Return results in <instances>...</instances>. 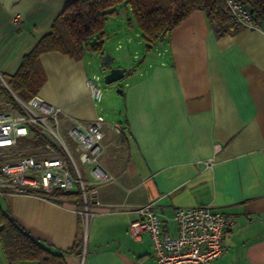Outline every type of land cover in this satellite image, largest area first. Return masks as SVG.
Listing matches in <instances>:
<instances>
[{"label": "crops", "instance_id": "obj_1", "mask_svg": "<svg viewBox=\"0 0 264 264\" xmlns=\"http://www.w3.org/2000/svg\"><path fill=\"white\" fill-rule=\"evenodd\" d=\"M71 1L0 0V80ZM115 9L100 52L78 60L58 51L39 55L44 81L35 95L83 124L101 114L124 128L118 135L103 130L99 164L111 180L94 182L81 164L99 201L95 213L85 226L71 201L20 194L1 199L0 211L54 253L78 240L76 252L63 253L64 264H159L148 233L129 236L134 209L152 201L162 228L176 235L177 208L211 204L234 223L223 253L208 264H264V22L217 37L200 9L146 49L130 7ZM104 52L125 76L98 101L86 82L97 83L92 65ZM208 157L215 159L210 168L198 163ZM0 264L38 262H8L0 245Z\"/></svg>", "mask_w": 264, "mask_h": 264}, {"label": "built area", "instance_id": "obj_2", "mask_svg": "<svg viewBox=\"0 0 264 264\" xmlns=\"http://www.w3.org/2000/svg\"><path fill=\"white\" fill-rule=\"evenodd\" d=\"M224 5L241 25H256L250 10L239 0H224ZM3 83L17 106L0 110V156L4 149L26 150L29 144L36 151L0 161V200L16 194L45 198L44 195L55 189L70 191L78 188L82 203L76 211L86 226L99 201L93 195L94 191L89 190L91 184L83 178L78 164L89 167L96 183L111 180L113 177L99 164L103 130L109 127L118 135L124 128L108 123L101 114L83 124L69 116L61 106L35 99V96L23 101L5 81ZM86 83L91 95L99 101L102 92L97 83L92 79ZM33 128L47 141L36 143ZM62 131L72 141V147L63 139ZM198 163L210 168L215 159L208 157ZM134 211L138 217L128 223L129 236L138 240L143 233H148L152 255L159 264H208L223 253L224 233L234 223L231 216L215 210L211 204L179 207L173 215L177 233L171 235L162 228L152 201Z\"/></svg>", "mask_w": 264, "mask_h": 264}, {"label": "trees", "instance_id": "obj_3", "mask_svg": "<svg viewBox=\"0 0 264 264\" xmlns=\"http://www.w3.org/2000/svg\"><path fill=\"white\" fill-rule=\"evenodd\" d=\"M239 1L250 10L256 25L264 22V0ZM120 4L130 7L146 49H151L156 40L164 38L189 14L200 9L205 11L208 24L217 37L235 33L242 27L225 9L224 0H72L55 17L49 32L23 56L17 70L4 77L11 91L23 101L37 94L44 81L39 63V55L44 52L58 51L77 60L87 50L100 52L107 19L115 14V7ZM5 90L12 98L9 90ZM33 130L36 143L47 141L38 130ZM28 153L33 154V150L10 154L20 157ZM44 197L58 203L71 201L79 207L82 203L78 188L70 191L55 189ZM0 245L8 262L36 260L38 264H64L63 253L76 252L79 242L77 240L70 249L54 253L0 211Z\"/></svg>", "mask_w": 264, "mask_h": 264}, {"label": "rangeland", "instance_id": "obj_4", "mask_svg": "<svg viewBox=\"0 0 264 264\" xmlns=\"http://www.w3.org/2000/svg\"><path fill=\"white\" fill-rule=\"evenodd\" d=\"M110 38V36H108ZM108 38V39H109ZM132 46H134V48L136 49L137 44H135V42H133L131 44ZM139 48V46L137 47ZM142 49V48H141ZM143 50V49H142ZM85 55H87V52L85 53ZM111 55V54H110ZM132 61L134 60L133 56H132ZM100 59H96L93 62V68H94V73L97 75H100V78L98 80H96L97 85L99 86V88L101 89L102 95H105L106 92H111L114 93V84H105L103 82L102 76H103V72L100 70L99 68V64H100ZM99 63V64H98ZM119 82V81H118ZM117 82V83H118ZM116 87V86H115ZM13 98V99H12ZM12 98L8 95V93L5 90V86L2 83V80H0V110H11L12 107H16V101L14 96L12 95ZM29 101V100H28ZM102 101V100H101ZM104 103V102H103ZM106 112L107 108L104 109ZM16 111V110H14ZM109 111V110H108ZM111 111H113L111 109ZM111 111H109V113H111ZM106 116L108 117V113H105ZM63 139L65 140L66 143H68L70 145V147H72V141L68 138V136L66 135L65 132H61ZM29 148L26 149V151L30 152L31 150H33V153H35L36 149L33 147L32 144H29ZM12 151L8 150V149H4L2 151V156H0V161H4V160H12L14 157L16 156H12V154H10ZM28 154H32V153H28ZM8 156V157H7ZM78 167L80 169V171L82 172V174L84 175V177H86L85 175V168L83 165H81L80 163L78 164Z\"/></svg>", "mask_w": 264, "mask_h": 264}, {"label": "water", "instance_id": "obj_5", "mask_svg": "<svg viewBox=\"0 0 264 264\" xmlns=\"http://www.w3.org/2000/svg\"><path fill=\"white\" fill-rule=\"evenodd\" d=\"M99 59L101 61L99 68L103 72L102 79L105 84H114L124 78L125 69L119 66L114 67L112 65L113 57L108 52L102 53ZM116 91L120 93L121 88L116 86Z\"/></svg>", "mask_w": 264, "mask_h": 264}]
</instances>
